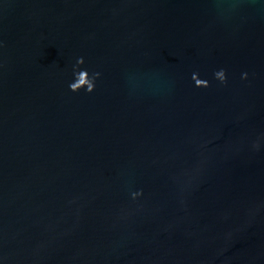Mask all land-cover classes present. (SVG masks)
<instances>
[{"label": "water", "instance_id": "water-1", "mask_svg": "<svg viewBox=\"0 0 264 264\" xmlns=\"http://www.w3.org/2000/svg\"><path fill=\"white\" fill-rule=\"evenodd\" d=\"M0 264H264V0H0Z\"/></svg>", "mask_w": 264, "mask_h": 264}, {"label": "clouds", "instance_id": "clouds-1", "mask_svg": "<svg viewBox=\"0 0 264 264\" xmlns=\"http://www.w3.org/2000/svg\"><path fill=\"white\" fill-rule=\"evenodd\" d=\"M84 63L83 57L77 59L76 65L73 66L74 82L69 84V88L72 92H78L81 88L86 89L87 92H92L95 88V79L100 75L99 73H93L89 76L87 70H81L80 65ZM216 79L222 83L226 81L225 71L223 69L214 73ZM243 78H247V74H243ZM192 80L195 82L196 87H208V81L199 78L198 73H193ZM141 193H133V198L139 196Z\"/></svg>", "mask_w": 264, "mask_h": 264}]
</instances>
